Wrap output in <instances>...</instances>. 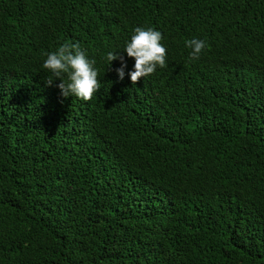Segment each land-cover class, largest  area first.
Segmentation results:
<instances>
[{"label": "trees", "instance_id": "16d2710c", "mask_svg": "<svg viewBox=\"0 0 264 264\" xmlns=\"http://www.w3.org/2000/svg\"><path fill=\"white\" fill-rule=\"evenodd\" d=\"M136 27L168 59L134 85ZM65 42L91 101L45 83ZM0 264H264V0H0Z\"/></svg>", "mask_w": 264, "mask_h": 264}, {"label": "clouds", "instance_id": "9594fccd", "mask_svg": "<svg viewBox=\"0 0 264 264\" xmlns=\"http://www.w3.org/2000/svg\"><path fill=\"white\" fill-rule=\"evenodd\" d=\"M164 36L161 31L153 27H136L130 41L126 43L123 53L128 58L134 59L133 69L128 72L132 84L138 83L156 72L157 68L167 67V49L162 43ZM186 47L192 51L190 61L199 60L201 53L208 46L205 40L192 38L185 41ZM46 59L44 69L51 73L45 80L47 86H53L58 79L62 97L69 96L79 98L82 101H91L100 91L99 69L95 67L96 60L90 59L85 50H82L79 42H65L51 52H45ZM108 62L120 61V67L115 69L119 79L125 77L127 63L120 52H108Z\"/></svg>", "mask_w": 264, "mask_h": 264}]
</instances>
